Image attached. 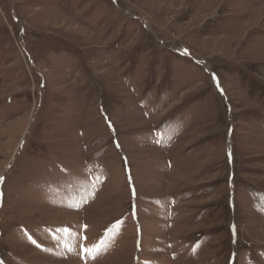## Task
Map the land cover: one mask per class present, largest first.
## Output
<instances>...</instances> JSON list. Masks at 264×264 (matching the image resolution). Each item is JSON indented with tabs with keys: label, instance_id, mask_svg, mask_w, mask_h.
I'll list each match as a JSON object with an SVG mask.
<instances>
[{
	"label": "rangeland",
	"instance_id": "rangeland-1",
	"mask_svg": "<svg viewBox=\"0 0 264 264\" xmlns=\"http://www.w3.org/2000/svg\"><path fill=\"white\" fill-rule=\"evenodd\" d=\"M0 264H264V0H0Z\"/></svg>",
	"mask_w": 264,
	"mask_h": 264
},
{
	"label": "snow or ice",
	"instance_id": "snow-or-ice-1",
	"mask_svg": "<svg viewBox=\"0 0 264 264\" xmlns=\"http://www.w3.org/2000/svg\"><path fill=\"white\" fill-rule=\"evenodd\" d=\"M103 246V241H98L97 244L93 245L91 249H84L83 251L86 252L90 258L95 259Z\"/></svg>",
	"mask_w": 264,
	"mask_h": 264
}]
</instances>
